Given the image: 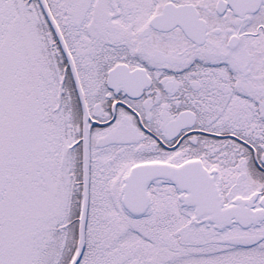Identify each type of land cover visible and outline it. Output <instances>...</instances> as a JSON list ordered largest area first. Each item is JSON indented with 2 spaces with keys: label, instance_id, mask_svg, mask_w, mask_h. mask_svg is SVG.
<instances>
[{
  "label": "snow or ice",
  "instance_id": "6c2138e0",
  "mask_svg": "<svg viewBox=\"0 0 264 264\" xmlns=\"http://www.w3.org/2000/svg\"><path fill=\"white\" fill-rule=\"evenodd\" d=\"M0 264H264V0H0Z\"/></svg>",
  "mask_w": 264,
  "mask_h": 264
}]
</instances>
